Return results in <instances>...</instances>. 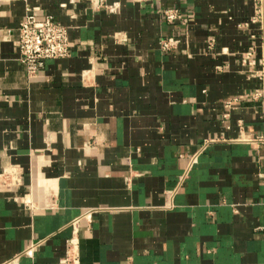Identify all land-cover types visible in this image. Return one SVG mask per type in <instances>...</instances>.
Listing matches in <instances>:
<instances>
[{"label": "crops", "instance_id": "obj_1", "mask_svg": "<svg viewBox=\"0 0 264 264\" xmlns=\"http://www.w3.org/2000/svg\"><path fill=\"white\" fill-rule=\"evenodd\" d=\"M28 8L70 40L33 78L15 45ZM253 14L254 0H0V264H62L72 244L80 264H264Z\"/></svg>", "mask_w": 264, "mask_h": 264}, {"label": "built area", "instance_id": "obj_2", "mask_svg": "<svg viewBox=\"0 0 264 264\" xmlns=\"http://www.w3.org/2000/svg\"><path fill=\"white\" fill-rule=\"evenodd\" d=\"M167 22L184 21L185 15L178 9L163 12ZM252 23L257 24L264 32V0H254ZM15 45L20 54V61L26 66L28 75L37 77L43 70L45 62L51 59H63L70 55L68 28L59 23L52 15L39 13L28 8L18 29ZM175 40L161 39L160 48L169 51L174 48ZM264 77V72L262 74ZM232 102H228L230 106ZM264 141V138L262 139ZM70 247L62 264H80L78 254Z\"/></svg>", "mask_w": 264, "mask_h": 264}]
</instances>
